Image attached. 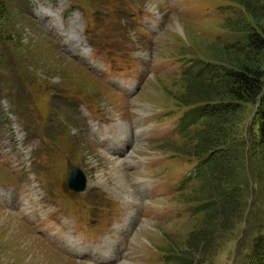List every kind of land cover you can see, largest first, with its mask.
Here are the masks:
<instances>
[{
    "label": "rangeland",
    "instance_id": "1",
    "mask_svg": "<svg viewBox=\"0 0 264 264\" xmlns=\"http://www.w3.org/2000/svg\"><path fill=\"white\" fill-rule=\"evenodd\" d=\"M255 32L264 0H0V264H38L34 237L40 264H53L51 250L69 264H264L259 103L239 109L231 148L203 119L177 128L203 88L184 72L261 60L245 49ZM124 125L129 157L118 163L98 132ZM228 149L245 166L222 226L199 210L217 184L196 168ZM70 166L84 171V192L69 188ZM113 168L133 196L117 190Z\"/></svg>",
    "mask_w": 264,
    "mask_h": 264
},
{
    "label": "trees",
    "instance_id": "2",
    "mask_svg": "<svg viewBox=\"0 0 264 264\" xmlns=\"http://www.w3.org/2000/svg\"><path fill=\"white\" fill-rule=\"evenodd\" d=\"M246 41V52L261 57V60L246 61L237 67L218 70L211 74L206 69L207 65L195 72L191 68L184 72L183 80L199 84L203 88L194 95L195 108L186 111L179 120L177 128L180 132L203 119L210 123L212 128H216V143L231 148L233 143L231 137H235L232 135V128L234 120L239 116V109L243 103H259L258 131L260 141L264 143V33H251L246 37ZM206 74L210 75L209 81L202 80ZM167 139L168 136L161 138ZM243 158L240 151L234 153L229 149L220 152L214 150L201 159L196 168L199 178H213L217 184L213 194L208 196L210 199L199 196L200 199L208 200L199 206V210L213 209L214 218L218 219L222 226H225L232 216L227 205L231 207L235 205L243 191L238 183L243 177L245 166ZM206 187L204 186L202 190Z\"/></svg>",
    "mask_w": 264,
    "mask_h": 264
},
{
    "label": "bare ground",
    "instance_id": "3",
    "mask_svg": "<svg viewBox=\"0 0 264 264\" xmlns=\"http://www.w3.org/2000/svg\"><path fill=\"white\" fill-rule=\"evenodd\" d=\"M128 129L129 128L126 125H124L123 128L120 129V132L121 133L115 132L118 135L117 137L114 134L108 136V140L110 142V144H109L110 148L114 150L113 151L114 153H117L116 155H118V156L114 157L113 159H114V161H116L118 163H122L125 159L127 160L128 157H129V155H126V149H123V147L125 148V144H126V141H127L126 138L129 135L128 134V131H127ZM120 152H122V153H120ZM120 154H123L125 158L123 157V155H120ZM109 174L111 176V180H113V182L116 184L117 190L121 194H123L124 196H127V197L128 196H133L132 193H131V187H130V184H129V180L130 179L128 180L127 173H125V172H118V170H116V169L113 168V169L109 170ZM134 182L135 181H133V183ZM9 195H11V194L9 193ZM12 198H10L9 200L11 201ZM134 198H132V199H134ZM142 238H144V237H142ZM33 239H34V242L33 243H37V246H36V244L35 245H31L30 244L32 246V248H33V251H35V252H32L33 253V257H35V260L38 261V264H40V263L43 262V261L41 262V260H43V259L40 258L41 257V256H39L40 255V251L38 250V248H39L38 246H40L41 244H40V241L38 240V237H34ZM28 242H29V240H28ZM25 244H28V243H25ZM42 244L45 245L44 242ZM51 252L53 253V256H52L53 257V264H69L68 261H67V258H65V257H63L61 255H58V254L56 255V253H55L54 250H51ZM120 264H125V263H120Z\"/></svg>",
    "mask_w": 264,
    "mask_h": 264
},
{
    "label": "water",
    "instance_id": "4",
    "mask_svg": "<svg viewBox=\"0 0 264 264\" xmlns=\"http://www.w3.org/2000/svg\"><path fill=\"white\" fill-rule=\"evenodd\" d=\"M69 187L75 191L82 192L87 187V178L84 172L76 166H71L68 172Z\"/></svg>",
    "mask_w": 264,
    "mask_h": 264
}]
</instances>
